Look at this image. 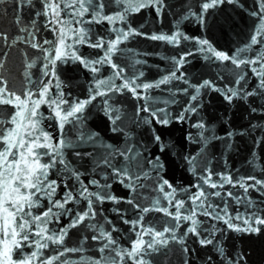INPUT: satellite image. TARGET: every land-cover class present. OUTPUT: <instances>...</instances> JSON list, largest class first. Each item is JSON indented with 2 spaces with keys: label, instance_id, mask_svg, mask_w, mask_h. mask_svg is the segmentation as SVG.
<instances>
[{
  "label": "snow or ice",
  "instance_id": "6c2138e0",
  "mask_svg": "<svg viewBox=\"0 0 264 264\" xmlns=\"http://www.w3.org/2000/svg\"><path fill=\"white\" fill-rule=\"evenodd\" d=\"M5 5L13 16L8 31L0 28V264H165L170 256L179 264H248L240 245L264 236V164L257 170L255 162L264 135L252 136L248 164L255 174L240 175L227 161L218 170L212 149L223 143L232 150L236 139L264 132V124L249 119L236 129L226 118L221 136L201 113L214 93L248 117L264 118V0H253L248 14L257 22L231 55L186 34L183 24L195 19L206 29L223 6L244 10L242 0H180L170 31L159 33L130 20L151 10L162 23L174 7L166 0H0V18ZM135 37L175 49L155 53L169 65L156 81L136 67L146 60L123 59ZM189 42L197 46L184 47ZM13 50L21 66L15 73L7 67ZM197 53L218 70L192 82L184 68ZM69 61L90 73L83 99L66 96L57 75ZM162 85L169 98L157 101L151 93ZM123 100L134 102L131 113ZM93 108L112 142L88 127ZM173 124L189 128L185 150L175 154L194 177L188 184L167 178L164 156L176 145L164 131ZM139 129L156 154L135 139ZM114 184L127 195H117Z\"/></svg>",
  "mask_w": 264,
  "mask_h": 264
},
{
  "label": "water",
  "instance_id": "95a60500",
  "mask_svg": "<svg viewBox=\"0 0 264 264\" xmlns=\"http://www.w3.org/2000/svg\"><path fill=\"white\" fill-rule=\"evenodd\" d=\"M166 2L174 7L171 8L169 13L164 16L163 22H158L155 13L151 10H143L139 14H135L130 20L133 27H138L143 24L144 27L142 31L146 33H159L162 30L165 32L170 31L171 24L170 21L173 19L172 13L179 12L180 0H166ZM245 5L244 10L234 9L230 5L223 6V11H217L216 14L208 19V27L202 29L199 24L192 19L190 21H185L183 24V29L186 34L195 37H201L208 39L211 43L218 49L226 51L231 55V52L238 45L246 42L248 36L254 24L257 22L253 17H251L248 12L254 7L253 0H242ZM8 7L6 18H0V28L8 31L11 24V19L13 16L12 9L10 5H5ZM122 26V25H121ZM108 27V25H105ZM44 38H51L50 35L45 34ZM127 48L132 49L133 53H153V55H133V53H127L123 59L127 63H131L134 59L146 60L147 63L143 66L137 65L141 71L145 73L144 79L146 81H156L164 71L169 67L167 62L160 59L155 53L163 55H173L175 49L171 46H164L162 42L151 41L144 39L143 37H135L127 42ZM194 42H189L184 47L192 49L196 47ZM81 51L85 54L93 53L95 55V50L82 48ZM190 63L185 65L184 71L186 76L192 82H195L197 77L211 78L215 72L218 70L216 68H210L208 62L203 59V54L197 53L193 57L189 58ZM157 65L160 66L158 71ZM7 67L12 68L13 72L19 71L20 57L19 54L13 50L10 53V59ZM35 71V70H34ZM57 75L59 80L62 81V88L67 96L69 93L72 98L83 99L87 95V87L90 82V73L84 69L82 66H78L76 63L69 61L68 63L62 64L58 68ZM105 75L107 71L105 70ZM176 84V82H173ZM183 86V85H179ZM167 87H172L169 85ZM55 92L56 89L54 88ZM151 95L157 101H163L169 98V93L166 91V86H161L160 89L153 90ZM178 100L183 102V97H177ZM123 105L131 113L134 102L131 100H123ZM162 106V105H159ZM179 109V105L172 106V111L176 112ZM42 111L47 115V109L42 106ZM201 115L204 117L205 121L212 127H214L217 135H223L226 131V126L223 121L227 118L229 123L233 128L239 129L242 126H246L249 123V119L253 123L264 124V118H257L255 116L248 117V113L243 107H230L227 105L221 97L216 94H209L204 100V109ZM245 117H248L247 119ZM47 123V122H46ZM54 127V126H53ZM88 127L94 129L101 133L102 136L108 142H112L111 133L107 132L106 122H103L102 115L98 112L97 108L91 110V115L89 116ZM52 130L51 128L49 129ZM127 130V129H126ZM189 130L187 125L173 124L170 128L164 131V136L171 142H174L176 147L172 150L174 155L168 156L165 153L164 159L168 163V176L167 178H175L176 181L182 184H188L194 181V177L186 173L181 166V161L176 157V153H182L185 150V134ZM195 133V129H191ZM264 132L256 130L250 136H245L243 139H236L233 142V149L226 150L223 143H217L216 147L212 149L215 159L213 161L215 167L218 170H224L227 161V167L230 170H239L240 175L255 174L253 169L249 167L248 160L253 159L250 155V150L252 148V136H262ZM135 139L142 140L151 149L152 154H156L157 149L150 143V138L148 133L144 129H139L134 133ZM190 149L195 152V145L189 146ZM257 170L261 164H264V147L257 150V158H255ZM113 190L117 195H127V192L123 190L119 185L114 184ZM148 193H145L147 195ZM256 194L253 193V197ZM105 207H110V205H105ZM126 207V206H122ZM124 230V235L127 236V225H120ZM75 239V237L73 238ZM122 244L127 245V240H122ZM231 244V241L227 242ZM71 246V245H70ZM240 247L247 251V261L248 264H264V236L252 237L251 239H245V241L240 245ZM87 255H94L93 252L87 253ZM165 264H179L175 256H170L165 258Z\"/></svg>",
  "mask_w": 264,
  "mask_h": 264
}]
</instances>
